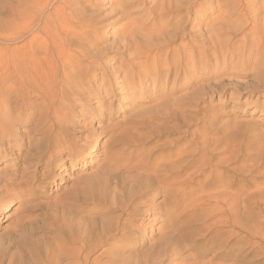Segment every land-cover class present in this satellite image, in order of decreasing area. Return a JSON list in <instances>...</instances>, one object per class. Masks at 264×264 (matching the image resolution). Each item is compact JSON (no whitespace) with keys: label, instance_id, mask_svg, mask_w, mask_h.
<instances>
[{"label":"rangeland","instance_id":"rangeland-1","mask_svg":"<svg viewBox=\"0 0 264 264\" xmlns=\"http://www.w3.org/2000/svg\"><path fill=\"white\" fill-rule=\"evenodd\" d=\"M23 1L24 0H0V79L2 80L1 88L3 91V97L6 98L4 95L7 89L6 87H8V91L6 92L8 95L6 96H9V102L3 100V97L1 96L0 100L3 101H0V104L3 105L4 108L1 105L0 108L3 110L1 112L5 114V116L6 111L9 110L11 112V119H9V122L6 120L8 123L5 122L9 128L11 127V129L14 130V132L13 130L10 132H13V134L7 133L5 137L6 147L9 150L7 151L9 153V158L16 157L18 152H20L19 149L24 148V152L28 154L29 158H33L34 161H31L30 164L32 167L22 176L24 180H21L22 183L20 189L23 192V197L16 198L2 211L5 216L3 217V220L0 221V264H41L46 255V252L44 253V251H47L45 250L47 238L45 235H52V237H54V235L55 237L58 236L57 234L62 235V233L59 232L61 231L60 228L58 229L57 227L60 223L65 227V217L68 219L70 216L71 240L76 237L82 238L85 237V235L87 236L86 232L91 222L94 221L96 227L98 226L97 228L99 229V224L101 226L102 222H106V220L109 219L115 220V217L119 216V212L114 210V212H112L110 205L107 207L95 202L96 200L91 198L89 189L87 190V187L89 188L94 184L91 182L92 180L90 178L96 173L95 169H97L99 163H102L105 160L103 150L107 143V146H110L113 148L112 150L116 152V160L114 163L117 164H122L123 162L134 164L135 162L137 163L138 160L140 162L143 160L152 165V162L157 163L158 160L173 159L178 156L177 154L179 153H183L181 155L183 159L188 160V162L187 160L185 161L186 163L192 161V163L188 165L185 171L181 174L180 179H186L187 175L188 180L192 177H195V179L192 178V181L184 180L187 182H184L186 184L178 190L182 193L178 202L174 204L169 200L165 201L166 199L164 195L159 194L152 198V202L155 203L153 214L146 211L147 208L144 207L146 212H142V214L139 215V218L136 221L137 227H135L138 228V230L134 231L135 234L137 233L136 237L139 242H137V246L132 248L134 249V251L131 252V254L133 253V256L142 255L144 253H157L161 247V242H164V246L166 244L171 252H169V256L164 259L162 262L163 264H191L192 261L198 260L201 261L202 264H264V155L262 154V151L264 150V141L262 139L264 137V125H261L260 123L262 121V116H260L261 106H249L248 110L243 112L244 107H240L238 101L243 98L245 93H243V90L238 86L239 84L229 82L230 79H232L229 77V69L233 70L232 67L234 65H225L223 62L218 63L216 61L215 55L213 54V42L208 39L206 43L208 42L207 44L209 45L205 43V46L202 47V49L208 54V59L203 58L199 63V69L197 72L199 77L194 81H188L187 78L193 77L194 79L196 75H189L187 77L179 76L176 82H174V85L171 83L166 86V89L164 87L161 89L159 85H155V82H151L148 89L145 90V92H141V88L144 86V81L141 82L137 79L138 81L136 80V82H134V85L136 86L135 90L130 92L129 90L126 91L124 87L116 88L113 92L114 95L108 96L105 99L104 106L99 107L98 104L94 103L88 108V110L86 107H81L76 103L73 105L74 100H72L73 102L70 101L72 102V104L70 103L71 108L63 111L66 115L64 114L62 116L63 121L61 120L60 125L63 126H61L60 133L64 131L61 134L62 137H64L63 139H70V142L71 144L73 143V145L85 144V141H89L91 143V148L87 151L96 153V156H87L86 160L83 161L75 160L72 162L70 159L68 162L69 168L66 172L63 171L61 163L60 165L55 164L52 169L48 170L46 168V162L48 161L50 152L49 145L44 137L49 134L45 133L46 127L56 123V121L49 120L51 119L50 117L52 116L51 114L53 110H47L46 113V110L38 109L34 111L33 114L29 115V121L24 122V119L22 118L30 112L25 111L26 109L20 106L21 104L18 100L19 95H16L18 92L15 93V91H18L16 88L20 86L17 85L20 82L19 78L22 76L23 67L25 66L27 69L28 66L29 68L27 70L31 69L33 71L35 53L32 39L35 29L39 27L38 22H35V20L33 21L32 17L34 14L32 5L34 0H27L26 3ZM55 1L57 2V0ZM55 1H53L54 3L52 2L53 5H48V8H45L46 10H44V12H46L42 19L45 20L50 11L53 10ZM132 1L134 2V0H123V3ZM145 1L147 2L146 4ZM160 1L161 0H135V5H131L132 8L130 12L133 13V16L135 17L134 13L140 8V6L146 5L150 7L157 3L160 4ZM172 1L175 7L168 15V18L170 19L169 24L171 27L175 28L173 31H177L178 29L177 36L179 38L168 44L169 49L174 45H179L182 41H188L192 35L191 31L201 30L199 32L201 34L199 39L207 38L210 34V29L217 24H214V22L218 21V11L220 10L215 8L216 0H195L197 1V4H195L194 0ZM191 1H193L197 7L192 8L191 12H189L188 3ZM21 2L25 5L21 6ZM28 4L29 7H27ZM25 6L27 7V11L30 9L32 12L29 10L28 14H24L26 12V10H24L26 9ZM234 6L235 5L230 3L228 9ZM34 9H36V7H34ZM189 14L190 16H188ZM238 16L239 15L236 13L230 18L229 25H233L231 27L239 25L241 19L238 18ZM120 17H123L122 19L119 18L121 21L114 22V24L111 25V28L107 30L106 36H104L105 41L112 43L114 33L120 32L130 24V17L128 18L122 15ZM184 17H186V20H184ZM14 19L16 20L14 21ZM210 25H212V27ZM35 26V29L32 28ZM204 28L206 30H204ZM182 33H184V36H181ZM28 48H31L30 51H28ZM31 51L34 55H32ZM111 52V56L117 54V52H113V50ZM117 57L121 58V54H118ZM26 61H28L29 64H27ZM137 70L138 68H135L136 72L140 71ZM16 81L18 83H16ZM9 87L13 89L14 92H12ZM155 87L158 88L159 96L154 95ZM13 93L15 96H13ZM72 98L73 96L70 95V100ZM18 108L21 109L18 110ZM97 110L103 111L104 117L102 119L99 117L100 114ZM49 111L50 113H48ZM66 112L69 113L67 114ZM10 121L12 122L10 123ZM109 124H111V126ZM108 125L111 129L108 127L106 128ZM84 127L87 129L85 130ZM38 128L44 130V133H41L40 131L38 132ZM92 128L96 131H92ZM67 130L70 131V133ZM259 130H261L262 134H259ZM10 135L18 140L17 144V141H12L14 147H8V138L11 137ZM255 136H257V138H255ZM46 145L47 147H45ZM187 145L189 147H187ZM208 145L209 148L207 147ZM227 145L228 149H226ZM251 146H255V148ZM257 149L259 152L256 155L255 153L257 152ZM180 150L185 151L180 152ZM189 151H192L194 154L191 152L189 153ZM186 152L191 154V156L194 155L192 157L193 159H190L191 156ZM32 153H34L35 156ZM45 153H47V155ZM228 153H230V155ZM143 156L146 157L144 158ZM228 158L230 163L228 162ZM82 159H84V156ZM89 160L92 162H89ZM36 162L39 163V165L35 164ZM93 163L96 164L92 165ZM29 165L28 163H25L24 160H21L18 167L23 169L28 168L27 166ZM198 170L200 171L197 172ZM67 173L70 174V181H66L62 177V175ZM210 173L212 176L209 180ZM93 178L98 179L97 177ZM23 181L25 182L23 183ZM113 181L114 180L112 179L109 183L110 187L112 186L111 188H114L115 186V182ZM220 184H223V186ZM226 188L227 190L225 191L230 195L224 191ZM213 189H215V191ZM204 191L206 193H204ZM223 192L229 196H226ZM204 194L205 197L203 196ZM215 194H217V198L215 197L214 201L213 197ZM221 196L224 198L222 199ZM207 197H209L210 200ZM228 197L229 201H232V198H235L232 202H235L234 205L238 204L237 206H234L235 208L232 207L231 210L233 214H231L230 209V211L220 209L221 206H225L224 201ZM246 197H248L247 201L250 200L248 203L245 201ZM206 198L208 200H206ZM204 199L206 201H204ZM244 201L246 203H244ZM197 204L201 206L199 207ZM212 205H215L214 208L216 207V211ZM29 206L32 210H28ZM210 208L211 210L213 209V213H210L212 212L210 211ZM140 210H143V208ZM15 215H18V218L23 215L24 223L18 220ZM224 218L225 221L222 220ZM217 220H220L219 222L221 225L217 223ZM226 220L228 222H226ZM17 223L21 226L23 225L22 228H20L21 226ZM85 223H88L89 226L88 224L86 226ZM82 224H84L85 228H83L84 226H82ZM50 226L52 228H50ZM205 226L208 227L207 229L209 230H207ZM26 227L29 228L26 229ZM210 227L212 231L208 234L207 232L211 230ZM48 228L51 230L48 233H45V229L48 230ZM34 229L36 230L35 234L32 233ZM81 232L83 234H81ZM203 233L205 234L204 236ZM73 235L75 236L73 237ZM166 237L168 238L167 242L164 241ZM32 241L33 243L31 244ZM196 242L198 243L197 247L192 248ZM227 244L228 246H226ZM70 247L72 248L74 245L70 243ZM35 252H37L36 255L39 257L37 260L31 257L34 255V258H36ZM24 254H26V258ZM39 259H41L42 262H40L41 260ZM216 261L218 263H216Z\"/></svg>","mask_w":264,"mask_h":264},{"label":"bare ground","instance_id":"bare-ground-1","mask_svg":"<svg viewBox=\"0 0 264 264\" xmlns=\"http://www.w3.org/2000/svg\"><path fill=\"white\" fill-rule=\"evenodd\" d=\"M24 1L26 3L27 0H24ZM53 1H55V0H34L33 1V4H32L33 5V11H34L33 12L34 14L32 13L33 14V16H32L33 21L35 20V22H38V24H39V27H37V29H35L36 26L32 27L35 29V33H34V36L32 39V41L34 43L33 48H34V53H35V56H34L35 59L33 58L34 59L33 71L31 69L27 70L29 67L26 65L27 66V69H26L25 66L23 65L24 67H23L22 76H21V78H19L20 82L17 80L19 82V84L17 86H19V85L20 86L18 88L15 87L16 85L14 86L16 89H18V91H15V93L18 92V94H16V95H19V97L18 96L17 97H18V100L21 104L20 106H22L24 109H26L25 111L30 112L28 115H26L22 118V119H24V122L29 121L30 120L29 115L33 114L34 111H36L38 109L46 110V113H47V110H53V112L51 114L52 116L50 115L51 119H49V120L50 121H52V120L56 121L57 124L55 123V124L49 126L50 128L46 127L45 133L46 134L49 133V134L46 135V137H44L45 140L47 141L48 145H49V152H50V156L48 158V161L46 162V168L48 170L52 169L55 164L60 165V163H61L62 164L61 166L63 167V171L66 172L69 168L68 162L70 161V159L72 162L75 160H77V161L82 160L83 161V160H86L87 156L88 157L89 156L90 157L96 156V153H94L92 151L91 152L87 151L91 148V143L89 141L88 142L85 141V144H79V145L74 144L73 145V143L71 144L70 139H67V140L63 139L64 137H62L61 134L64 131L62 133H60L61 126H63V125H60V122L62 120V116L65 114V112H63V111H65V109L71 108L70 103L72 104V102H73L72 100H74L73 105L76 103L77 105H79L81 107H86V109L88 110V108L91 107L94 103L98 104L99 107L104 106L105 99L108 96H113L114 95L113 92H114V90H116V88L124 87L126 89V91L129 90L130 92L135 90L136 86L134 85V82H136L137 79L140 80L141 82L144 81V86H143V88H141V92H145V90L148 89L149 84L151 82H155V85L156 84L159 85L161 87V89H163V87L166 89L167 85H169L171 83H173V85H174V82H176V80L179 78V76L187 77L189 75H192V76L196 75L194 77V79H193V77L187 78L188 81H194L197 77H199L197 74L198 69H199V63L201 62V60L203 58H207V56H208V54L202 49V47L205 46V43L208 39L213 42V43L212 42L211 43L214 46L213 47V50H214L213 54L215 55L216 61L218 63L223 62V64H225V65L226 64L234 65L233 67L231 65L233 70L229 69V75H230L229 77L232 78V79L228 78V79H230L229 82L239 84L238 86L243 90V93H245L243 98L238 101V105L240 107H244L243 112L248 110L249 106H256V107L261 106V109H260L261 115L260 116H262V118H261L262 121L260 123H261V125H264V0H216V7L215 8L217 10H220V11H218L219 12V15L217 17L218 21L216 22L214 20L215 21L214 24L215 23H217V24L214 25V27L212 29H210L211 30L210 34L209 35L207 34L208 37L203 38V39H199L201 36V34L199 32L201 30L200 31H198V30L191 31L192 35L188 41H182L179 45H177V46L174 45L171 49H169L168 44L171 42H174L175 39L179 38L177 36L178 29H177V31H173L175 28L171 27L169 24L170 19L168 18V15L171 11H173L172 9L175 7L172 3L173 2L172 0H161L160 4L157 3V4L150 6V7H148L146 5L140 6V8L137 9L138 12L136 10L134 13L135 17L133 16V13L130 12L131 8H132L131 5H135V3H134L135 0H134V2L132 1V2H126V3H123V0H107V1H105V0H57V2L55 1V5L53 7V10L52 11L49 10L50 13L48 12L49 15L48 16L46 15L47 17L45 18V20L42 19V17L44 16V13L46 12V11L44 12V10H46L45 8L48 5H51ZM139 1H142V0H139ZM197 1H195V4H197L196 3ZM146 3L147 2L145 1V4ZM230 3H232L235 6L228 9ZM195 4L193 1L188 3V8L190 10L189 12H191L192 8L197 7ZM20 5L22 6L25 4H22V2H21ZM27 7H29V4ZM27 7H26V9H24V10H26V12L24 14L29 13L30 9L27 11ZM34 7H36V9H34ZM114 7H115V9H114ZM136 8H138V7H136ZM21 11H23V10H21ZM236 13L239 15L238 18L241 19L240 23H239V25H237L235 27H231L233 25H231V26L229 25V20ZM13 15H15V14H13ZM118 15L126 16L128 18L130 17L129 18V20L131 19L130 24L128 22V24H129L128 26L123 28L120 32L114 33V36H113L114 39H113L112 43L107 42V41H105V37H104V36H106L107 30L111 28V25L114 24V22L121 21V19L123 18V17L121 18ZM10 16H8V17L11 18L12 16L11 17ZM16 16H15V18H16ZM188 16H190V14ZM119 18H121V19H119ZM184 18H185L184 20H186V17H184ZM16 19H14V21ZM7 20H10V19H7ZM24 21H26V20H24ZM40 21L41 22L43 21V22L41 23ZM124 24H126V23H124ZM30 25H28V26H30ZM210 26L212 27V25H210ZM7 27H8V25H7ZM11 27H12V25H11ZM208 27H207V29H208ZM27 28H29V27H27ZM205 28H204V30H206ZM25 31H27V30H25ZM183 34L184 33H182L181 36ZM32 35H33V33H32ZM203 37H205V36H203ZM183 40H184V37H183ZM207 45H209V44H207ZM26 46H28V45H26ZM30 49L28 51H30ZM112 50H113V52L114 51L117 52V54L116 55L113 54L111 56ZM118 54H121V58L117 57ZM32 55H34L33 52H32ZM26 60H28V59H26ZM28 61H30V60H28ZM28 61H26L27 64H29ZM233 62H234V64H233ZM18 65L21 66L20 64H18ZM30 65H31V63H30ZM135 68H138V70H140V71L137 70L138 72H136ZM18 70H17V72H18ZM173 73H174V75H173ZM221 79H223V78H221ZM111 80H112V82H111ZM17 81H16V83H18ZM1 82H2V80L0 81V91H1L0 92V98H1V96L3 97ZM229 82H228V84L230 85ZM8 84H7V86H8ZM131 84H133V85H131ZM231 87H232V85H231ZM6 88L8 89V87H6ZM12 88H13V86H12ZM7 89L4 93V95L7 99L3 97V100H5V101H8V97H9V96L8 97L6 96V95H8L6 93L8 91ZM9 89H11V88L9 87ZM11 90H12V92H14L13 89H11ZM222 90H223V88H222ZM154 93H153L154 95H158V88L155 87ZM70 95L73 96V98L71 100H70ZM13 96H15L14 93H13ZM3 100H0V101H3ZM70 101H72V102H70ZM10 105H12V104H10ZM1 106L3 107V105H1ZM20 109L18 108V110H20ZM1 111H3V110L0 108V221H2L3 217L5 216V215H3L4 212H2L3 209L4 208L6 209V206L10 205V203L13 202L16 198H22L23 197V192L20 189V185L22 183L21 180H24V178H22V176L25 175L27 173V171L29 170V168L32 167V165L30 164L31 161H34L33 158H29L28 154H26L24 152V148L19 149L20 152H18L16 157L9 158V153L7 152L9 150L6 147L5 137H6L7 133H10L11 130H13V129H11V127L9 128V126H7V124H5V122H7L6 120H8V122H9V119H11V112L9 110L6 111V116H7V119H6L5 114H3ZM97 112L100 114L99 117L102 119L104 117L103 111L97 110ZM48 113H50V111ZM66 113L68 114L69 112H66ZM68 117H69V115H68ZM45 118H46V115H45ZM11 122L12 121H10V123ZM25 124H27V123H25ZM64 124H65V122H64ZM109 125L111 126V124H109ZM109 125L106 126V128L107 127L110 128ZM244 125H246V124H244ZM253 125H255V124H253ZM86 127H84L85 130L87 129ZM98 127H97V129H98ZM258 127H255V128H258ZM255 128H253V129H255ZM68 129H70V128H68ZM250 129H251V126H250ZM91 130L93 131L95 129L92 128ZM39 131L41 133H44V130H41V128H38V132ZM259 131H260L259 134H262L261 130H259ZM13 132H14V130H13ZM13 132L10 134H13ZM68 132L70 133V131H68ZM104 132H106V131H104ZM243 133H244V131H243ZM232 134H231V136H232ZM22 135H24V134H22ZM252 135H254V134H252ZM242 136H244V135H242ZM255 138H257V136H255ZM262 139L264 141V137ZM86 140H88V139H86ZM12 141H17L16 144L18 143V140H16L15 137L11 136L8 138V147H14ZM43 142H44V140H43ZM218 142H219V140H218ZM238 142H237V144H238ZM253 144H250V145H253ZM107 145H108V143H107ZM107 145L105 146V149L103 150L105 160L103 162L101 161L102 163H99V165L97 166V169H95L96 173L93 172L94 175H92L93 177H97L98 179H94L93 177H91L90 178L92 180L91 182H93L94 184L91 185L89 188L87 187V190L89 189L91 198L96 200L95 202L103 204L104 206H107V207H109V205H110L111 206L110 209L112 210V212H114V211L119 212V216L115 217V220L109 219L110 221L106 220V222H102L101 226L99 224V227H100L99 229L97 228L98 226L96 227V223L94 221L91 222L89 220L91 222L90 226L88 223H85L86 226H87V224L89 226L87 229V232H86L87 236L86 235H85V237L81 236L82 238L76 237V238L71 239V240H70V216L68 217V219L65 217V221H66L65 227L62 226L61 223L59 224L60 227H59V225H58V227L56 226L58 229L60 228L61 231H59V232L62 233V235L57 234L58 236H56V237H55V235H54V237H52V235H45L47 237L45 250H47V251H44V253L46 252L45 253L46 255L44 258L42 257L43 262L41 259H39V260H41L40 262H42L41 264H161L164 261V259L167 256H169V252H171V251L169 250V248L167 247L166 244L164 246V242H161L162 243L161 247L157 253H153V254L144 253V254L138 255V256L137 255L133 256V253L131 254V252L134 251V249H132V248L137 246L138 245L137 242H139V241H137V237H136L137 233L135 234V232H134L135 230H138V228H135V227H137L136 221L138 220L139 215H141L142 212L149 211L153 214L155 203L152 202V198H154L155 196H157L159 194L164 195V197L166 199L165 201L169 200L170 202H173L174 204H176L178 202V199L180 198V196L182 194L178 190H179V188L183 187V185L186 184L184 182H187V181H184V180H188L187 179L188 175L186 176V179L183 178L184 180H181L180 179L181 174L185 171L186 167L192 163V161L189 163H186L185 161L187 159L184 160L183 157L181 156L183 153L182 154L179 153V154H177L178 156H176L177 158L175 157L176 159L173 158V159L164 160L161 157L163 160H158L157 163L152 162V165H151V163L145 162L142 159H141L142 160L141 162L138 160L139 162L137 161V163L135 162L134 164L133 163L129 164L128 162H125V163L123 162L122 164H117V163H114L116 160L115 159L116 152L112 150L113 148H111L110 146H107ZM242 145H243V142H242ZM240 146H241V144H240ZM45 147H47V145ZM187 147H189V146L187 145ZM207 147L209 148V145ZM221 147H222V145H221ZM251 147L255 148V146H251ZM197 148H198V146H197ZM246 148H247V146H246ZM246 148H244V149H246ZM185 149H186V146H185ZM204 149H205V147H204ZM226 149H228V145H227ZM258 149H257V152L255 153L256 155L259 152ZM124 150H126V149H124ZM237 150H238V148H237ZM184 151L180 150V152H184ZM202 151H204V150H202ZM263 151H262V154L264 155ZM190 152L192 154H194L192 151H189V153ZM186 153H188V152H186ZM197 153H195V154H197ZM230 153H228V154L230 155ZM248 153H246V154H248ZM32 154L34 155V153H32ZM38 154H39V152H38ZM45 154L47 155V153H45ZM189 155L191 156V154H189ZM189 155H186V156H189ZM251 155H252V153H251ZM83 156H84V159H82ZM193 156H191L190 159H193L192 158ZM241 156H242V154H241ZM39 157H40V155H39ZM35 158H37V157H35ZM225 158H227V157H225ZM146 159H148V158H146ZM21 160H24V162L28 163V165L30 164L29 166H27L28 168L20 169L18 167V164ZM38 160H39V158H38ZM229 161L230 160L228 158V162ZM89 162H92V161L89 160ZM187 162H188V160H187ZM35 164L39 165V163H37V162ZM95 164L96 163H93L92 165H95ZM219 164H220V162H219ZM219 164H217V165H219ZM198 166H196V167H198ZM226 167H227V165H226ZM201 169H203V168H201ZM199 171L200 170H198L197 172H199ZM90 176H91V174H90ZM211 176L212 175L210 173L209 180H210ZM62 177L66 181H70V179H71L70 174H68V173L62 175ZM220 177H222V176H220ZM112 179L114 180L113 182H115L114 188H111L112 186L110 187V185H109V183ZM191 179H189L188 181H190ZM193 179H195V177ZM24 182L25 181H23V183ZM113 182H112V184H113ZM206 182H207V180H206ZM221 182H223V181H221ZM224 183H225V181H224ZM228 183H229V181H228ZM220 185L223 186V184H220ZM204 186H205V184H204ZM216 189H218V188H216ZM87 190H85V191L88 192ZM213 190L215 191V189H213ZM225 190H227V188L224 189V191ZM231 190H232V188H231ZM204 193H206V192L204 191ZM226 193H228V192H226ZM229 195H226V196H229ZM203 196L205 197V194ZM233 196H234V194H233ZM68 197H70V196H68ZM215 197L217 198V194H215V196L213 197L214 201H215ZM207 198L209 199V197H207ZM207 198H206V200H208ZM211 198H212V196H211ZM221 198H222V196H221ZM247 198L248 197H246L245 198L246 200L245 199L244 200L247 201ZM29 199H31V198H29ZM206 200L204 199V201H206ZM234 200H235V198L234 199L232 198V201H234ZM20 201H22V200H20ZM198 201H199V199H198ZM219 201H220V199H219ZM232 201H229V197L226 198L224 201L225 206L222 207L220 205L221 206L220 209H222L224 211H227L229 209L231 210L232 207H234L236 205V204L234 205L235 202L233 203ZM245 201H244V203H246ZM248 201H250V200H248ZM248 201H247V203H248ZM236 202H238V201H236ZM143 203H146V204H143ZM196 203H197V201H196ZM25 204H26V202H25ZM25 204H24V206H25ZM240 205H241V203H240ZM212 206L214 208L215 205H212ZM144 207L147 208L146 211H145ZM142 208H143V210H140ZM33 209H34V207H33ZM214 209L216 211V207ZM28 210H32V208L29 206ZM210 211H212L210 213H213V209L211 210V208H210ZM230 212H231V214H233L232 210ZM65 214H67V213H65ZM68 214H70V213H68ZM146 214H148V213H146ZM223 214H225V213H223ZM18 215H15V216H17V218H18ZM117 215H118V213H117ZM211 216H212V214H211ZM213 216H214V214H213ZM20 218H18V220L23 222L24 221L23 217L21 219ZM226 218H227V216H226ZM91 220H93V219H91ZM222 220L225 221V218ZM227 220H228V218H227ZM227 220H226V222H228ZM107 221H109V222H107ZM219 221L220 220H217V223L220 224ZM25 222H27V221H25ZM17 224H19V223H17ZM22 226L20 228H22ZM51 226H52V224H51ZM51 226H50V228L53 227V226L52 227ZM82 226H84V224H82ZM71 227H73V226H71ZM27 228H29V227H26V229ZM50 228H48V230L45 229V233H48L51 230ZM83 228H85V226ZM207 228L208 227H206V229ZM210 229H211V227H210ZM207 230H209V229H207ZM229 230H232V229H229ZM211 231H212V229L210 231H208L207 233L209 234V232H211ZM82 232H83V230H82ZM82 232H81V234H83ZM32 233L35 234L36 230L34 229L32 231ZM75 235H73V237ZM168 235H167V237H168ZM204 235L205 234L203 233V236ZM163 236H165V235H163ZM175 236H176V234H175ZM167 237H166V239H164L165 242H167V240H168ZM35 241H37V240H35ZM155 242H154V244H155ZM32 243H33V241L31 242V244ZM70 243L73 244L74 247L71 248ZM197 244L198 243L196 242V244H194L192 246V248L197 247ZM179 246H181V245H179ZM226 246H228V244ZM151 247H153V246H151ZM187 247H188V245H187ZM37 248H38V244H37ZM154 248H155V246H154ZM30 251H31V249H30ZM36 253L37 252H35L36 258H34V255L31 256L35 260H37V258H39L38 255H36ZM38 254H39V252H38ZM25 255L26 254H24V256ZM39 256H41V255H39ZM25 258H26V256H25ZM213 263H215V262H213ZM216 263H218V262L216 261ZM191 264H202V263H201V261L198 260V261H192ZM210 264H212V263H210ZM221 264H223V263H221Z\"/></svg>","mask_w":264,"mask_h":264}]
</instances>
